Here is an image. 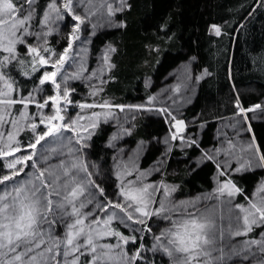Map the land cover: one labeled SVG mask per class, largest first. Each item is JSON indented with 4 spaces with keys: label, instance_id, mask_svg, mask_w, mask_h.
<instances>
[{
    "label": "snow or ice",
    "instance_id": "1",
    "mask_svg": "<svg viewBox=\"0 0 264 264\" xmlns=\"http://www.w3.org/2000/svg\"><path fill=\"white\" fill-rule=\"evenodd\" d=\"M132 8L131 0H0V264H164L163 257L167 264H264V180L246 192L234 178L264 168L255 133L240 138V132H251L249 112L259 109L264 118V103L245 106L235 93L238 118L225 125L235 140L219 132V146L209 149L197 135L206 121L181 112L196 82L211 75L203 68L194 77L197 57L172 74L175 83L147 94L144 102L114 103L103 96L116 78L117 48L106 43L89 70L87 46L101 28H126L122 14ZM168 19L150 25L165 39L175 35ZM206 31L212 44L235 30L210 21ZM53 34L66 35V44L57 49ZM147 47L161 50L159 43ZM72 81L86 82L89 91L74 96ZM150 113L166 123L165 135L139 140L126 154L119 141L135 125L125 127L121 120ZM110 122L119 126L108 140L117 151L105 170L90 150L101 124ZM153 142L167 148L141 168L145 145ZM193 147L200 150L196 167L214 165L215 186L177 197L179 183L164 178V161L173 149L187 155ZM154 173L159 176L149 179ZM225 206L227 224L223 212L216 214Z\"/></svg>",
    "mask_w": 264,
    "mask_h": 264
},
{
    "label": "trees",
    "instance_id": "2",
    "mask_svg": "<svg viewBox=\"0 0 264 264\" xmlns=\"http://www.w3.org/2000/svg\"><path fill=\"white\" fill-rule=\"evenodd\" d=\"M133 8L122 14L127 21L124 29L101 28L92 38L86 54L87 67L92 70L100 60L101 51L108 42L114 44L117 52L112 60L117 67L112 70L116 78L105 85V97H110L114 103H141L149 93H158L170 83H175L173 73L191 56L198 59L192 64L193 75L198 76L203 68L211 73L203 80L196 82L192 90L191 103L185 104L181 110L187 119L196 117L198 121H206L200 143L207 148L215 145L214 132L226 119H234V94L245 106L254 103H264V0H131ZM259 5V6H258ZM79 11V9H78ZM169 18L168 23L175 35L171 39L158 36L150 25L160 18ZM220 23L227 32L234 31L228 37H214V43H209L206 31L209 22ZM243 24V27H239ZM70 30V29H69ZM64 32V28H61ZM57 47L66 44L67 36L53 34L50 38ZM57 39L59 43H56ZM83 39V38H82ZM149 43H159L161 50L157 54L149 51ZM150 81V86L147 82ZM234 85V86H233ZM76 95L87 92V84L76 81ZM260 111L249 112L252 133L255 140L264 150V118ZM257 113V114H256ZM193 126L190 125V130ZM198 127V125L196 126ZM116 123L102 124L92 137L91 152L97 154L98 162L105 170L112 164V155L117 151L110 148L108 140L117 132ZM166 123L155 113L138 117L131 136H126L119 144L126 147H136L139 140L148 141L151 137H163L166 133ZM27 133H22L25 136ZM140 159V167L147 168L154 164L164 153L161 143L153 142L145 145ZM184 155L180 149H173L164 161L170 182L179 183L175 193L177 197L186 198L201 193L211 192L214 188V165L196 167L200 150L193 147L185 149ZM97 155L90 159L97 160ZM105 161L107 162L105 164ZM194 169V170H193ZM155 173L149 179H156ZM264 177V168L237 174L234 178L244 186L246 192H252ZM238 199V198H237ZM256 229L250 236H255ZM235 238V237H234ZM239 241L243 237H236ZM146 241L150 237L145 238ZM158 259H161L158 256ZM164 264L167 259L162 258Z\"/></svg>",
    "mask_w": 264,
    "mask_h": 264
},
{
    "label": "rangeland",
    "instance_id": "3",
    "mask_svg": "<svg viewBox=\"0 0 264 264\" xmlns=\"http://www.w3.org/2000/svg\"><path fill=\"white\" fill-rule=\"evenodd\" d=\"M83 37H81V39H82ZM79 43V41L77 42V44ZM74 47H75V45H74ZM88 62V60H87V58H86V63ZM97 67V65L95 66V68ZM183 67V65H181L180 66V68H182ZM178 71V70H177ZM176 71V72H177ZM74 82H76V81H72V82H70V83H74ZM82 82V84L83 83H86V82H84V81H81ZM87 84V83H86ZM87 88V92L89 91V88H88V86L86 87ZM86 92V93H87ZM83 96V95H82ZM89 99H90V97H89ZM129 110H125V113H127ZM255 111H260L259 109H257V110H255ZM254 111V112H255ZM259 114H260V112H258ZM257 114V113H256ZM261 115V114H260ZM140 116H142V115H140ZM140 116H137L136 117V119L135 120H132V119H129L127 122H124L123 120H121V123H123L124 124V126L125 127H127V126H130V125H136V123H137V119H138V117H140ZM248 117H249V119L251 120L252 118H254V117H250L249 116V113H248ZM261 117V116H260ZM238 117H236V118H234V119H230L229 118V120L228 119H226L225 121H223L221 124H220V126L216 129V131L214 132V136H215V139H216V142H215V146H219V143H218V140H217V135H218V133L219 132H227L228 133V136L230 137V138H232V139H234L235 140V136L233 135V129H231V128H226L225 127V125L226 124H228L230 121H234V120H236ZM247 122H245V124H246ZM109 124H113V122H110ZM102 125V124H101ZM116 126L117 127H119L117 124H116ZM117 131H118V129H117ZM251 134H252V129H251V132H240V138L242 139V140H248L249 138H250V136H251ZM200 137H202V131H200V133L198 134ZM124 138V137H123ZM220 139H223V137L221 136L220 137ZM161 145H162V148H163V151L165 152V150H166V148H167V145H165V144H163L162 142H161ZM212 147H210L209 149H211ZM131 149H134V147H126V148H124V150H125V153L127 154V153H129V151L131 150ZM58 151H59V149H58ZM259 167H257V168H255L254 170H256V169H258ZM250 171H253V170H250ZM250 171H247V172H250ZM245 173V172H244ZM155 174V173H154ZM153 174V175H154ZM237 175V174H236ZM150 178V177H149ZM262 180H264V177L260 180V182L262 181ZM259 182V183H260ZM259 183L256 185V187L259 185ZM214 186H215V181H214ZM255 187V188H256ZM202 203H204V204H206V205H212V204H214L215 203V201H203ZM220 212H223L224 214H225V224H227V207L225 206V207H223V208H219V209H217V215H219L220 214ZM232 239L234 240V241H239L236 237L234 238V237H232ZM166 259H167V257H165Z\"/></svg>",
    "mask_w": 264,
    "mask_h": 264
}]
</instances>
